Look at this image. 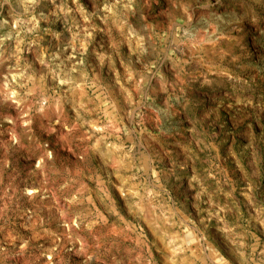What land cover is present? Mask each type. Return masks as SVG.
<instances>
[{
    "label": "rangeland",
    "instance_id": "obj_1",
    "mask_svg": "<svg viewBox=\"0 0 264 264\" xmlns=\"http://www.w3.org/2000/svg\"><path fill=\"white\" fill-rule=\"evenodd\" d=\"M0 264H264V0H0Z\"/></svg>",
    "mask_w": 264,
    "mask_h": 264
}]
</instances>
